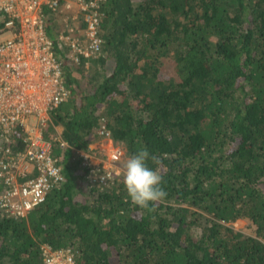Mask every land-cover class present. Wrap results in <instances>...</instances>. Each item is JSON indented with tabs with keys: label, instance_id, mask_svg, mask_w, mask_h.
Segmentation results:
<instances>
[{
	"label": "trees",
	"instance_id": "16d2710c",
	"mask_svg": "<svg viewBox=\"0 0 264 264\" xmlns=\"http://www.w3.org/2000/svg\"><path fill=\"white\" fill-rule=\"evenodd\" d=\"M100 12L89 57L66 40L71 13H46L68 96L45 134L64 181L24 216L0 204V264H45L42 246L78 264H264V0H104ZM73 24L84 39L87 23ZM103 127L128 158L159 157L163 200L135 205L117 176L89 183L80 152Z\"/></svg>",
	"mask_w": 264,
	"mask_h": 264
},
{
	"label": "built area",
	"instance_id": "2783aa9c",
	"mask_svg": "<svg viewBox=\"0 0 264 264\" xmlns=\"http://www.w3.org/2000/svg\"><path fill=\"white\" fill-rule=\"evenodd\" d=\"M103 1L0 0V179L6 185L0 204L14 216L26 215L64 181L45 134L50 112L68 96L54 41L47 35L46 13L66 10L72 23L77 19L87 23L84 39L75 34L74 26L66 40L77 53L89 57L100 48ZM100 135L113 141L104 127ZM19 144L23 148L16 149ZM114 151L115 159L122 154L121 148ZM82 156L96 181L116 179L112 164L103 165L105 174L100 176L96 172L102 165H92L88 153ZM42 248L45 264H78L69 248Z\"/></svg>",
	"mask_w": 264,
	"mask_h": 264
},
{
	"label": "clouds",
	"instance_id": "9594fccd",
	"mask_svg": "<svg viewBox=\"0 0 264 264\" xmlns=\"http://www.w3.org/2000/svg\"><path fill=\"white\" fill-rule=\"evenodd\" d=\"M159 163L147 148H140L124 163L123 181L130 200L142 208L163 200L167 192L162 186L159 172L149 167L148 161Z\"/></svg>",
	"mask_w": 264,
	"mask_h": 264
},
{
	"label": "rangeland",
	"instance_id": "374dc122",
	"mask_svg": "<svg viewBox=\"0 0 264 264\" xmlns=\"http://www.w3.org/2000/svg\"><path fill=\"white\" fill-rule=\"evenodd\" d=\"M65 18L66 17H63L62 19L60 18L59 20H56V23L59 25L62 23V25L64 26L65 25L64 24ZM68 25H69V31H70V28L75 26L71 22H68ZM75 60H77V58ZM86 66L89 68V64H86ZM166 68L161 73V77H163V78H165L166 76L170 77L169 74L172 72L169 65H166ZM59 130H60V128H59ZM105 137H103L98 143L99 146H101V143H102L103 144L102 147L97 146V148H95V146L94 147L91 146V148H89V149L93 152H96L97 156L98 155L105 156V157H102V159L99 156L97 158L98 160H100V162L97 165H102L100 169H103V165L106 167H109L112 164L114 172H116L118 174L117 180L118 179L123 180L124 163L128 159V156L125 153V147L123 144L116 142V141H110L107 139V137L106 138ZM120 148L122 150V154H118V157L115 159L114 158L115 157V154H114L115 151L114 150L120 149ZM91 151H87V153L89 155L90 154L95 155V153H93V152L91 153ZM84 153H86V152H84ZM92 159H95V158H92ZM92 159H91L90 163L92 165H94V161ZM97 159H95V160H97ZM112 160H114V161H112ZM99 170L96 172L97 175L100 173ZM95 179H96L95 172L92 173L90 171V173L88 175L89 183L93 184L96 181ZM114 181H116V180L114 179ZM231 224L238 230L250 231V224L245 219H237L236 221L232 222Z\"/></svg>",
	"mask_w": 264,
	"mask_h": 264
},
{
	"label": "crops",
	"instance_id": "0c3cea01",
	"mask_svg": "<svg viewBox=\"0 0 264 264\" xmlns=\"http://www.w3.org/2000/svg\"><path fill=\"white\" fill-rule=\"evenodd\" d=\"M76 26H78V25H75V27ZM59 128H60V130H59ZM56 130L58 131V132H61L62 131V128L60 127V126H58L57 128H56ZM98 143H99V141L98 142H95V143H92V144H90V147L89 148H91V146H95V148H97V146H99L98 145ZM103 146V144L101 143V146H99V147H102ZM89 151H91V150H89ZM93 151H91V153H92ZM81 153V155L84 153V151H81L80 152ZM87 153V152H86ZM93 153H95V155H91L90 154V158L92 159V158H95V159H97L98 158V156L102 159V157H105V156H103V155H98L97 156V154H96V152H93ZM99 158V159H100ZM95 159H92L93 161H94V165H97L99 162H100V160H95ZM102 161V160H101Z\"/></svg>",
	"mask_w": 264,
	"mask_h": 264
}]
</instances>
